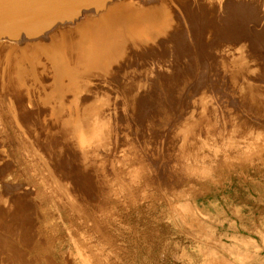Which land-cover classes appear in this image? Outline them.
I'll use <instances>...</instances> for the list:
<instances>
[{
  "label": "rangeland",
  "instance_id": "rangeland-1",
  "mask_svg": "<svg viewBox=\"0 0 264 264\" xmlns=\"http://www.w3.org/2000/svg\"><path fill=\"white\" fill-rule=\"evenodd\" d=\"M0 264H264V0L0 41Z\"/></svg>",
  "mask_w": 264,
  "mask_h": 264
},
{
  "label": "water",
  "instance_id": "water-1",
  "mask_svg": "<svg viewBox=\"0 0 264 264\" xmlns=\"http://www.w3.org/2000/svg\"><path fill=\"white\" fill-rule=\"evenodd\" d=\"M112 1L0 0V41L24 42L43 38L57 26L76 23L83 13L105 11Z\"/></svg>",
  "mask_w": 264,
  "mask_h": 264
},
{
  "label": "bare ground",
  "instance_id": "bare-ground-1",
  "mask_svg": "<svg viewBox=\"0 0 264 264\" xmlns=\"http://www.w3.org/2000/svg\"><path fill=\"white\" fill-rule=\"evenodd\" d=\"M75 11V10H74ZM0 32H2V31H0Z\"/></svg>",
  "mask_w": 264,
  "mask_h": 264
}]
</instances>
